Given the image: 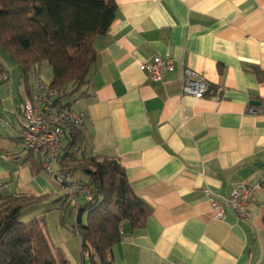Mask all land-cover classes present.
<instances>
[{"label": "crops", "instance_id": "crops-1", "mask_svg": "<svg viewBox=\"0 0 264 264\" xmlns=\"http://www.w3.org/2000/svg\"><path fill=\"white\" fill-rule=\"evenodd\" d=\"M114 1L89 97L70 100L85 119L87 156L118 160L151 209L144 229L122 224L112 264H264V114L247 112L264 103V0ZM157 56L174 61L162 82L140 70ZM186 68L208 80L203 99L183 95ZM24 96L0 98L1 193L49 197L52 211L80 205L23 153L14 132ZM235 184L256 190L249 222L229 206L219 219L210 204Z\"/></svg>", "mask_w": 264, "mask_h": 264}, {"label": "trees", "instance_id": "trees-1", "mask_svg": "<svg viewBox=\"0 0 264 264\" xmlns=\"http://www.w3.org/2000/svg\"><path fill=\"white\" fill-rule=\"evenodd\" d=\"M117 12L114 0H0V50L18 62L28 89L29 72L38 74L37 69L48 62L51 86L66 88L71 106V99L89 97L97 65L94 43L108 34ZM0 76L10 79L1 61ZM67 137L70 143L63 148L60 165L90 186L92 194L90 202L77 206L73 232L91 264H112L113 248L124 240L122 224L128 221L133 230L144 229L151 209L136 195L118 160L87 156L84 129L72 128ZM33 163L42 169L38 160ZM48 198L4 196L0 191V264H61L43 220H22L27 210ZM84 214L86 224H82Z\"/></svg>", "mask_w": 264, "mask_h": 264}, {"label": "built area", "instance_id": "built-area-1", "mask_svg": "<svg viewBox=\"0 0 264 264\" xmlns=\"http://www.w3.org/2000/svg\"><path fill=\"white\" fill-rule=\"evenodd\" d=\"M174 61L169 56H157L143 63L140 70L155 82H162L168 73L174 71ZM9 82L7 76H0V83ZM25 86V96L21 114V141L25 156L38 160L43 171L63 185L76 200H92L91 187L75 179L73 174L60 165L64 141L72 128H82L83 115L68 105L66 88L52 87L39 80L29 89ZM208 80L197 71L186 68L182 78V93L185 96L203 99L209 92ZM221 101V98H219ZM250 114H264V103L260 108L249 106ZM207 193H210L207 191ZM256 190L245 184H235L230 195L219 203L210 200L217 218L224 216V206L233 208L238 218L244 222L252 220L250 207L256 204Z\"/></svg>", "mask_w": 264, "mask_h": 264}, {"label": "rangeland", "instance_id": "rangeland-1", "mask_svg": "<svg viewBox=\"0 0 264 264\" xmlns=\"http://www.w3.org/2000/svg\"><path fill=\"white\" fill-rule=\"evenodd\" d=\"M0 61L10 72L9 82L0 83V90L6 89V91H0L2 95V98L1 96L0 98H7L8 95L11 96L12 94H14L16 95L18 101H21V95H23V91L25 89V77L23 75L21 67L15 59L11 58L1 50ZM37 70L38 74L35 73V70L29 72L28 78L26 79L29 86H34V84L39 79H41L46 84L52 83L53 71L51 65L48 62L43 63ZM6 123L8 125L10 124V122ZM15 126H17V133H14L17 138L21 128L17 120L15 122ZM3 128H5V125L0 124V133L3 132ZM81 180L84 181V178H81ZM62 190L60 192H62ZM65 194H67V191L64 189L63 194H60L58 197H63ZM86 203L87 201L84 198L80 199V205H85ZM74 206L75 204L73 203L68 208L60 207L59 209H55L54 211H52L50 198H48L38 206L27 210L22 216V220L24 222H28L33 219L43 220L45 230L51 243L53 244V247L55 248L57 258L60 260L61 264H91L89 257L87 255H83L80 237L73 232L74 228L77 225V206ZM87 221L88 215L84 214L82 216V224H86ZM64 246H68L70 249H72L75 262H73L65 254Z\"/></svg>", "mask_w": 264, "mask_h": 264}, {"label": "water", "instance_id": "water-1", "mask_svg": "<svg viewBox=\"0 0 264 264\" xmlns=\"http://www.w3.org/2000/svg\"><path fill=\"white\" fill-rule=\"evenodd\" d=\"M252 105H254V106H259L260 103H257V102H255V101H253V102H252Z\"/></svg>", "mask_w": 264, "mask_h": 264}]
</instances>
